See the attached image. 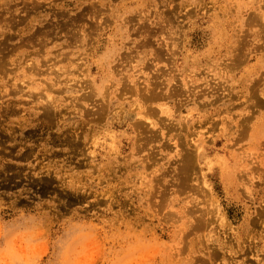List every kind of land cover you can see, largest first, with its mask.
<instances>
[{"label":"rangeland","instance_id":"obj_1","mask_svg":"<svg viewBox=\"0 0 264 264\" xmlns=\"http://www.w3.org/2000/svg\"><path fill=\"white\" fill-rule=\"evenodd\" d=\"M0 264H264V0H0Z\"/></svg>","mask_w":264,"mask_h":264}]
</instances>
